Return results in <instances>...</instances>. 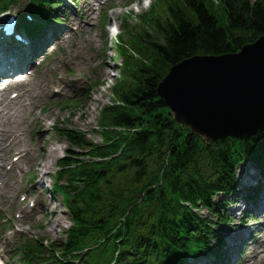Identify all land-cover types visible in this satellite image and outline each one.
I'll return each mask as SVG.
<instances>
[{
  "label": "trees",
  "instance_id": "obj_1",
  "mask_svg": "<svg viewBox=\"0 0 264 264\" xmlns=\"http://www.w3.org/2000/svg\"><path fill=\"white\" fill-rule=\"evenodd\" d=\"M8 1L15 0H0ZM32 1L44 12L50 2ZM156 8L162 17L145 18L151 33L143 29L131 42L145 61L124 57L119 104L102 114L110 143L93 145L78 131L56 129L69 147L55 187L72 221L56 258L62 263L169 264L209 248V221L193 209L224 217L226 200L215 208L210 197L234 192L242 160L264 164L263 134L208 147L156 96L175 64L235 53L263 36L264 0H159Z\"/></svg>",
  "mask_w": 264,
  "mask_h": 264
},
{
  "label": "rangeland",
  "instance_id": "obj_2",
  "mask_svg": "<svg viewBox=\"0 0 264 264\" xmlns=\"http://www.w3.org/2000/svg\"><path fill=\"white\" fill-rule=\"evenodd\" d=\"M61 7L63 5L62 1ZM90 4L92 0H88ZM126 0H115L114 6L105 11V26L102 28L104 31L105 39L107 41V47H105V51L99 47L101 43L96 42L97 40V31H96V22L94 19H90L89 15V5L85 4L83 1H79L80 3L74 8L73 6L66 5L67 18H70L69 21L62 23L63 25L57 28L58 31H62L61 34H65L66 32H72L71 34H67L66 36L60 39L59 45H57V50L55 54L49 57L43 64L41 69H38L36 72L28 73L30 87L38 88L41 85H45L47 90H58L63 85L64 82L67 84H71L72 86H68V90H73L74 97L76 100L81 99L80 87L83 84L89 85V94H87L81 102L77 105V108H59L58 101L56 97H49V100L46 102H42L39 104V107L36 109L35 113H37L41 108L46 110V115L41 117H46L48 122L46 124V129L44 131V152L43 159L41 164L44 166L46 163V167H43L42 178L40 180L46 186L48 192L51 189V179L49 178L50 172L54 171V162L60 159L63 156V152L67 149V144L60 138L59 135L55 132V127L59 128H71L77 131L83 132L88 140H90L93 144H100L101 139L99 137L98 127L99 120L101 116V112L112 106L114 96H116V90L113 91L115 85L121 80V55L116 54L117 52V44L120 42L121 36L122 38H128L122 33H133L143 31V29L149 33H151V29L147 27L139 28L142 23L143 16L150 11L151 8L157 4V0H128L130 2H126L125 7H117L118 2H125ZM255 1V0H251ZM129 3H131L129 5ZM28 5H30L28 0H17L15 4H9L8 12H21L26 13L28 10ZM87 11L84 22H78L74 20V17H71V12L76 10L77 12H81L82 9ZM61 9V8H59ZM58 15V13H56ZM84 14V13H83ZM95 16H97V11L94 12ZM61 16V15H59ZM80 16V14L78 15ZM73 18V19H72ZM90 19V20H89ZM93 21V22H92ZM96 21V19H95ZM90 22L92 25L90 26ZM85 26L88 28L83 33L77 32L74 33L73 29L76 25ZM127 23L130 28L125 26ZM89 25V26H87ZM131 29V30H130ZM133 30V31H132ZM119 34V35H118ZM89 36L94 40V47L92 49H88V45L86 43V37ZM119 39L117 40V38ZM59 37H57L58 39ZM95 43H97V47L95 48ZM91 48V46H89ZM91 50V52H90ZM106 53V62L107 65L105 68V75H101L104 65L98 67V62L101 59L102 55L105 56ZM76 56L77 58H74ZM70 58H73V61L69 63ZM84 58L85 61L82 59ZM77 72L79 81L76 84H72L70 72ZM100 85H95L92 87V84L99 83ZM124 84V79H123ZM122 84V85H123ZM76 85V86H73ZM10 98V95H9ZM27 167H24V171L21 172H6L1 175L2 177L8 178L9 180H13L14 183L12 188L9 190H4V194H20L23 191L24 185H20L17 181L18 177L21 176L26 171ZM252 169V168H251ZM244 171V174L240 175ZM252 170L249 167H241L237 177L239 179V183L242 182L243 190H254L255 186H258V181L256 180L257 174L256 172H251ZM2 185V182L0 181ZM1 187V186H0ZM252 187V188H250ZM260 194L264 197V187H262V191L260 189ZM234 201V198H232ZM44 206H48L46 208L47 212L42 214L43 221L42 232L48 230L51 232L49 238L41 237L42 233L39 231L33 230L28 235L29 236H40L39 238L43 240L41 246L46 247L49 243H56L62 241L63 232L70 226L69 218L66 213L63 212V208L61 205H57L52 200L50 201L47 197L44 198ZM258 208V207H257ZM252 211L249 208V203L244 201L242 197L238 199V202L228 204L226 208V216L231 219V224L227 225L222 229V234H224V240L226 242H230L233 239L237 238V234L240 229H252L255 233V242L264 244V231H260L264 227V216L259 215L256 212H253L252 216L256 219V223L249 224L245 218L246 215L244 212ZM204 214L207 213L204 211ZM245 219L243 226L240 227L239 221ZM46 240V241H44ZM14 238L10 235L6 236L4 241L1 242L2 246L0 248H15L13 244ZM254 242V243H255ZM253 242H250L249 245H254ZM14 246V247H13ZM257 249L251 248L249 249L245 264H251L254 256L256 255ZM16 260V259H15ZM253 264H264V261L261 259L253 261Z\"/></svg>",
  "mask_w": 264,
  "mask_h": 264
},
{
  "label": "water",
  "instance_id": "obj_3",
  "mask_svg": "<svg viewBox=\"0 0 264 264\" xmlns=\"http://www.w3.org/2000/svg\"><path fill=\"white\" fill-rule=\"evenodd\" d=\"M156 94L177 124L206 143L264 130V36L238 53L173 66Z\"/></svg>",
  "mask_w": 264,
  "mask_h": 264
},
{
  "label": "bare ground",
  "instance_id": "obj_4",
  "mask_svg": "<svg viewBox=\"0 0 264 264\" xmlns=\"http://www.w3.org/2000/svg\"><path fill=\"white\" fill-rule=\"evenodd\" d=\"M81 30H82V29H81ZM3 38H5V36H3ZM87 40H88L90 43H92V40H91V39L87 38ZM0 50H1V49H0ZM102 63H103V62H102ZM0 67H1L2 69H7V68H9V69H11L10 71H13V70L20 71V70H21L20 66H19L17 63H15V55H14V54H13V56H12L11 63H10V62H5L4 60H1V61H0ZM10 71H9V72H10ZM25 80H26V76H24V75H20V76H16V77H14V78L10 81V83L12 84V86H15V87H19V88H20V87L23 86ZM45 98H46V96H45L43 93H41V94H39V95L36 97L34 103H32V104H30V105H26V104L20 105L21 107H20L19 109H17V110L10 109V108L8 107V105L2 106V105L0 104V117L3 118V119L5 120L4 126H3L2 128H7V127L10 126L11 124H13L14 120H15L18 116H21V115H24V114H29V113H31L32 110H33V108H34V106H35V104L39 101V99H45ZM37 140L39 141L40 139L38 138ZM24 143H25V139L22 138V137H17V138H14V139H8V138H6L5 136H0V153H1V151H2V149H3V147H4L5 145H7L8 147H12V146H14V145H23ZM37 147H39V144H37ZM17 152L21 154L20 151H17ZM27 153H29V151H27ZM20 165H21V163L19 162V163L13 164L12 167L16 169V168H19ZM32 166H33V169H34L36 172L41 173L43 167H46V163H45L44 166H43L41 163L35 161V162L32 163ZM2 167H3V163L0 162V169H2ZM249 208H252V207H249ZM32 213H33V212H32ZM50 235H51V232L48 231V230H46V231H45V236H50ZM231 245H232L233 247H235V246H236V240H234L233 242H231ZM260 248H262V251H260V250L257 251V252H256V255H257V256H258V255H261V254L263 255V253H264V250H263L264 248H263V246H261Z\"/></svg>",
  "mask_w": 264,
  "mask_h": 264
}]
</instances>
